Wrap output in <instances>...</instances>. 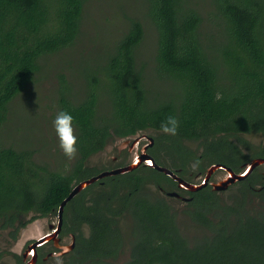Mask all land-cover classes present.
Returning a JSON list of instances; mask_svg holds the SVG:
<instances>
[{
	"label": "trees",
	"instance_id": "16d2710c",
	"mask_svg": "<svg viewBox=\"0 0 264 264\" xmlns=\"http://www.w3.org/2000/svg\"><path fill=\"white\" fill-rule=\"evenodd\" d=\"M88 5L89 0H0V126L43 57L80 37ZM142 10L156 38L150 64L137 59L145 26L135 16L90 70L84 97L61 93L59 111L73 115L79 141L69 174L36 164L32 150L0 147V217L12 227L21 215L33 213L23 227L57 216L74 182L94 175L96 169L85 163L90 156L113 138L160 131L169 114L178 118L179 134L165 136L188 156L193 153L184 140L200 142L211 163L239 172L242 163L264 158V145L242 137L264 135V0H144ZM262 177L254 171L243 184L255 187ZM146 179L161 184L166 176L144 167L108 179V188L88 187L65 206L64 232L77 238L70 264L116 258L124 247L121 218L144 235L135 246L139 251L130 248L123 264H264L263 214L242 213L243 205L224 206L217 199L211 210L212 194L201 192L188 214L211 235L191 243L164 199L140 194ZM256 192L264 198V189Z\"/></svg>",
	"mask_w": 264,
	"mask_h": 264
},
{
	"label": "rangeland",
	"instance_id": "374dc122",
	"mask_svg": "<svg viewBox=\"0 0 264 264\" xmlns=\"http://www.w3.org/2000/svg\"><path fill=\"white\" fill-rule=\"evenodd\" d=\"M143 3L144 0H89L80 37L72 46L44 56L41 60V69L35 74V79L9 104L7 119L0 126V147L32 150L35 163L45 166L47 170L59 171L65 175L72 171L78 156L72 161L65 158L53 126L55 116L59 112L61 93L84 97L82 95L87 88L90 70H95V65L102 62L103 51H106L112 40L119 38L127 29L128 19L135 16L140 17L145 26V39L138 48L137 59L139 63L147 61L150 64L156 38L150 21L144 18ZM141 134L155 136L152 129L138 133V135ZM242 137L254 146L264 145V135L254 133L245 134ZM124 140L113 138L103 151L86 160V166L101 172L117 168V163L109 159L116 154L117 146H121ZM190 145L198 156L203 146L198 141H191ZM165 163L170 164L169 161ZM96 173L99 172L95 171L94 174ZM216 176L217 179L225 178L226 172H219ZM78 182L76 180L74 184ZM98 188L95 187L93 191L96 189L98 191ZM238 188V185H234L228 191L221 193L220 199L224 206L237 208V205L241 204L250 215L264 214V202L254 194L242 196ZM142 193L151 200L158 197L164 198L173 206L176 224L189 242L194 243L211 235L209 229L190 219L187 214L189 207L184 202L166 197L150 183L145 184ZM32 215L33 213L23 215L21 221H28ZM1 219L0 217V224ZM57 222V216L38 218L22 229L20 238L15 242L9 237L8 230L0 228V253L4 255L1 264H14L12 253L23 254L28 241L37 240L48 234L51 231L50 225H56ZM133 227L129 218L119 220L124 247L120 256L107 260L109 264H123L128 261L130 248L139 251L135 246L144 238V235L140 229L133 230ZM84 236H88L87 227L84 229ZM70 241L69 234L63 237V243L68 244ZM60 262L70 264L68 258H62L60 255L51 258L48 264H60Z\"/></svg>",
	"mask_w": 264,
	"mask_h": 264
},
{
	"label": "flooded vegetation",
	"instance_id": "af4514ba",
	"mask_svg": "<svg viewBox=\"0 0 264 264\" xmlns=\"http://www.w3.org/2000/svg\"><path fill=\"white\" fill-rule=\"evenodd\" d=\"M152 131H153V133H155V136H148L146 134H141V135L137 134L138 135L137 137L132 136V137L127 138V139H130L131 142L126 144V145L117 146L116 154L114 156H111L109 160H111L114 163H117V165H118L117 168H121V167L132 165L133 163L137 162V159H139L141 155L147 154L155 160L156 164L164 166V167L170 169L171 171H173L187 185L181 186L180 182L178 180H176V179L172 178L171 176L165 174L166 179H162L161 184H156V183H154L153 180L146 179L145 181H143L142 189L145 186V184L150 183V185L155 186L156 189H158L166 197L184 202L187 205V207H189L188 209L193 210V211H195V210H194V207L192 206V203L194 202L196 197H198L197 195L200 194L201 192H205L206 194L207 193L212 194L209 197L211 201H210L209 205L207 206L208 208H210L212 210V209L216 208V202H215L216 199L221 201V199H220L221 193L228 191L234 185H238V187H239L238 190H239L240 194H242V196L246 197L248 194H254L256 197H258L260 199V201L264 202V198L259 197L257 195V192H256L258 190L264 189V170H262V166L264 164L257 166L251 172V173H253L254 171H258L263 176L262 180H260V182L255 187L254 186L246 187L245 184H243V181L246 179L245 178L243 180H240V181H237V182L231 184L225 191H216L213 189V184L224 179V177L222 179H217V176H216L217 173L226 172V176L228 173H227V171H225L224 168L220 167V168H217L214 172L209 174V169L214 165H218V164H222V163H216V164L211 163L209 156H207V155L203 156V149L197 156L195 149H193L190 145L191 140H184V142H183V145L186 146L187 149L193 153L192 156H188L187 154H185L184 152H182L178 148L171 146V143L169 142V140H171V138H167L165 136V134H163L161 132V130L158 131V130L152 129ZM150 137L152 138V140L150 139ZM136 139H138L139 141L136 143H133ZM244 153L248 154L249 151L244 149ZM184 158L185 159L188 158V160L183 161ZM166 161H169L170 164L165 163ZM196 162H198V163H196ZM194 164L196 165L195 167H193ZM245 164H246V162H244L240 165V168L242 170L244 169ZM223 165H225V164H223ZM144 167H149V168L153 169V167H150L149 165L144 164V162H142L133 171H140L141 172V169ZM96 171H98L99 173L101 172L98 169H96ZM104 171H106V170H104ZM133 171H131V172H133ZM156 171H158V170H156ZM233 171L237 174L241 172V171L239 172L238 170H236V171L233 170ZM131 172L119 174L116 176L105 177L99 181H96L95 183H93L89 187L93 186V190L95 189V187H99L98 188L99 190L102 188H108V185H107L108 179H115L118 176L129 174ZM99 173H96L93 176H95ZM205 182H207L206 186H204L203 188H201L199 190L193 191V190H190L189 188H187L188 186H200ZM142 189L140 190V194H143ZM171 193L173 195H171ZM79 195H80V193L77 196H79ZM237 196H239V195H237ZM156 199H159V197ZM162 199H164V198H162ZM165 202L170 207L171 214H173V216L175 217V214L173 212L174 211L173 206L167 200H165ZM221 203L223 204L222 201H221ZM239 205L240 204H238L237 206H239ZM70 209L71 210H70L69 216L72 217L75 208L72 207ZM189 210H187V214H188ZM240 211L242 213H244V211L247 212V210L244 208V206H243V210L240 209ZM257 215H262V213L256 214L254 216H257ZM22 216L23 215L19 216V219L17 220V222L14 224L13 227L10 224L5 222L4 217H2V219H1L2 222L0 224V228H2L4 230H8V235H9V237H11L13 239L14 242L20 238L21 231H22V229L25 228V227L21 226V222H22L21 217ZM188 216H189V214H188ZM52 217H55V216H52ZM233 218L235 219V216H233ZM175 221H176V217H175ZM57 224H58V222H57ZM57 224L55 226H57ZM177 227H178V225H177ZM84 229H85V227H84ZM55 230L56 229H54V231ZM179 232H180V230H179ZM68 234H69L70 239H71L70 243L72 242L73 237H74L75 247H76V241H77L76 235L72 232H69V231H67L66 233L64 232V218H63V226H62V230L58 236V239H59L58 243H55L53 240H47L43 244L38 245L35 248L36 250L33 247L29 251V254L27 255V257L25 258L24 253L29 248V246L31 244L37 242L41 237L37 240L28 241L25 245V251L23 254L17 255L15 253H12V257L15 261L14 264H27L29 262H32L33 257L35 255V251H36V262L34 264H48V262L51 258H54V256L58 255L57 252L60 251V248H58V245L59 246L67 245V244L63 243V237L65 235H68ZM70 243H68V244H70ZM75 247H74V249H75ZM74 249L71 252H68L64 255H61L62 258H68L69 259V257H70L69 255L71 253H74ZM121 252L122 251L119 252L118 256L121 255ZM3 256L4 255L2 253H0V264H1V260H2ZM17 256L21 257L20 263L17 262V259H16Z\"/></svg>",
	"mask_w": 264,
	"mask_h": 264
},
{
	"label": "water",
	"instance_id": "95a60500",
	"mask_svg": "<svg viewBox=\"0 0 264 264\" xmlns=\"http://www.w3.org/2000/svg\"><path fill=\"white\" fill-rule=\"evenodd\" d=\"M150 139L152 140V138L150 137ZM139 140L136 139L133 143L138 142ZM131 140L130 139H125L122 145H126L128 143H130ZM150 159V160H148ZM142 162H144V164L149 165L150 167L155 168L156 170H158L159 172H162L166 175L171 176L172 178L178 180L180 182V185H187L186 183H184L183 180H181L173 171H171L170 169L158 165L155 163V160L153 158H151V156L149 155H141L139 159H137V162L133 163L130 166H125V167H121V168H115V169H111V170H106V171H102L99 174L90 177L88 179L82 180L76 184L73 185L72 190L70 191L69 195L62 201V203L60 204L59 210H58V224L57 226L55 225H50V230L51 232L47 235H44L43 237H41L37 242L31 244L29 246V248L26 250V252L24 253L25 258L27 257V255L29 254V251L34 247V249L40 245L43 244L44 242H46L47 240H53L55 243L59 242L58 236L62 230V226H63V216H64V210H65V206L71 201L73 200L79 193H81L83 190H85L87 187H89L90 185H92L93 183H95L96 181H99L105 177H109V176H116L119 174H124V173H128L133 171L138 165H140ZM264 164V158H255L253 160H251L250 162L246 163L244 165V169L241 173H235L230 167H227L223 164H218V165H214L209 169V174L214 172L217 168H224L225 171H227V176L217 182L213 184V189L216 191H225L231 184L243 180L245 179L249 174H251V172L253 171L254 168H256L257 166ZM207 182L203 183L200 186H188L187 188H189L190 190L196 191L199 190L201 188H203L204 186H206ZM171 195H173L171 193ZM54 229H56L54 231ZM75 247V240L73 237V240L70 244H67L65 246H59L58 248H60V252L58 253V255H64L68 252H71ZM36 250V249H35ZM36 262V251H35V255L33 257V261L29 262L27 264H34Z\"/></svg>",
	"mask_w": 264,
	"mask_h": 264
},
{
	"label": "clouds",
	"instance_id": "9594fccd",
	"mask_svg": "<svg viewBox=\"0 0 264 264\" xmlns=\"http://www.w3.org/2000/svg\"><path fill=\"white\" fill-rule=\"evenodd\" d=\"M75 120L67 110L59 111L53 121V126L58 137L59 147L65 158L75 160L79 154V141L76 135ZM180 122L177 117L169 114L160 124V130L165 135L176 136L179 134ZM198 163V162H196ZM196 165L194 164L193 167ZM62 264V262H60Z\"/></svg>",
	"mask_w": 264,
	"mask_h": 264
}]
</instances>
